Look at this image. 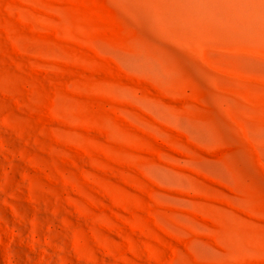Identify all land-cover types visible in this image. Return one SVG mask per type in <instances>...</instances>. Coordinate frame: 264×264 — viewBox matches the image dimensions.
Masks as SVG:
<instances>
[{
  "label": "rangeland",
  "instance_id": "obj_1",
  "mask_svg": "<svg viewBox=\"0 0 264 264\" xmlns=\"http://www.w3.org/2000/svg\"><path fill=\"white\" fill-rule=\"evenodd\" d=\"M0 264H264V0H0Z\"/></svg>",
  "mask_w": 264,
  "mask_h": 264
}]
</instances>
